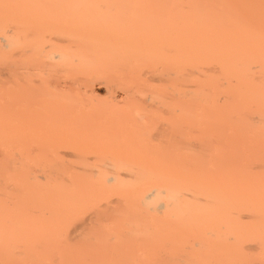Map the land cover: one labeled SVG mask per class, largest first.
<instances>
[{
    "label": "bare ground",
    "instance_id": "obj_1",
    "mask_svg": "<svg viewBox=\"0 0 264 264\" xmlns=\"http://www.w3.org/2000/svg\"><path fill=\"white\" fill-rule=\"evenodd\" d=\"M98 3L135 9L110 21L63 10ZM0 57L11 59L15 86V115L0 112L1 159L47 166L29 178L41 195L38 226L14 232L0 206V259L21 243L29 252L70 226L73 238L95 226L110 243L144 237L134 259L264 261V0H0ZM107 62L117 76L99 84L123 91L113 111L126 121L85 124L60 81L79 84L68 77L81 72L86 91ZM156 124L174 142L149 143ZM97 127L122 136L85 143ZM92 153L98 163L86 167ZM65 156L83 165L68 178L57 171ZM114 204L118 218L101 221ZM114 255L94 261L70 248L59 260L114 264Z\"/></svg>",
    "mask_w": 264,
    "mask_h": 264
},
{
    "label": "rangeland",
    "instance_id": "obj_2",
    "mask_svg": "<svg viewBox=\"0 0 264 264\" xmlns=\"http://www.w3.org/2000/svg\"><path fill=\"white\" fill-rule=\"evenodd\" d=\"M80 9H85L88 11L86 17L88 20H107L110 18L128 16L132 11H134L133 6L128 5H109V3H98V6H90L87 8L75 7L71 8L68 6H63L65 13L70 12L69 16L73 13L77 14V11ZM75 11V12H74ZM73 12V13H72ZM101 27V28H100ZM96 28V29H95ZM98 29V30H97ZM101 29L103 31H101ZM91 30V33L100 34L104 33L105 28L103 26H95ZM100 31V32H99ZM123 34L124 30H119ZM100 71L97 81L93 82L92 85L84 91L82 89V80L83 76L81 72H73L68 78L70 80H81L79 84L74 86L67 87L64 86V83L68 80L62 78L61 87L59 93L63 99H65L69 105V110L72 111H81V116L79 121L84 120L85 124L101 123L103 121H116L124 122L126 119L121 118L120 115L116 113L117 110L113 109L121 107L122 103L125 102L123 99V91L121 89L110 88L107 89L104 85L99 84L101 80L107 78H112L117 76L118 66L112 62H107L97 67ZM64 82V83H63ZM64 86V88H63ZM14 74L12 68V61L8 57H0V112L1 113H10L8 116H14L15 114V98H14ZM40 94V93H39ZM115 104H117L115 106ZM115 106V107H114ZM114 107V108H113ZM14 111V113H12ZM105 128H99L93 130L94 133L86 134L83 138L85 143L92 142H102L106 144L108 141H111L113 138L122 136L120 128L111 129V133L102 132ZM144 137L148 140L149 143L158 145L165 143L174 142V137L170 134L168 129H163L159 127V124H156L151 129L144 133ZM77 155L73 149L64 150ZM98 153V152H96ZM86 154L88 157V164L86 167L94 166L98 159H96L97 154ZM2 149L0 148V206L3 207L6 212L10 215V223L13 225V231H21L24 233L25 229L31 225L34 227L38 226L41 222L42 213L38 211V204L41 202V195L39 191H34L33 186L36 183L31 181V177L40 176V171H44L46 167L38 166L35 163L39 161L33 160L26 166L18 167L15 164L14 160L4 161L1 159ZM79 155V150H78ZM104 157V156H103ZM79 161L76 157H67L65 156L63 160H60V165H58L57 171L65 172L62 178H68L69 174L66 173L68 170L73 171L74 166H83L79 165ZM68 169V170H67ZM22 172V175L18 176L17 172ZM30 178V179H29ZM33 189H29V188ZM23 189V191H22ZM19 191V194L16 192ZM113 199H115L113 197ZM104 203V202H103ZM120 206L114 204L111 206V209H101L102 219L101 221L107 222L109 220L114 221L118 218L120 213ZM95 211V207H90L82 212L80 217H86L89 214ZM73 227L70 226L68 229L60 233L59 237L50 238L44 237L40 238L38 242L36 241L32 248L29 249V252H25L26 249H23V244L11 249L8 262L0 259V264H44L47 259L45 254L49 255L48 262L54 264L60 263V254L61 251H68L70 248H79V252L85 258H91L92 260L99 261L103 256L111 250L115 255L113 258L114 264H264V261H253V260H239V261H186V262H177L172 260H156L152 257L148 258H138L134 259L133 257L140 252L141 241L144 237L137 236L134 238L126 236L125 233H121L119 238L113 242H107L104 239L108 232L96 228L95 226H87L78 230L73 238L72 235ZM11 239H14V236H11ZM50 250V253L47 249ZM60 249V250H59ZM22 259L26 260L27 263L20 262Z\"/></svg>",
    "mask_w": 264,
    "mask_h": 264
}]
</instances>
